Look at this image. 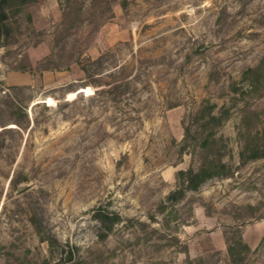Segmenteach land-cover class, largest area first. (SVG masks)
<instances>
[{
  "label": "rangeland",
  "instance_id": "374dc122",
  "mask_svg": "<svg viewBox=\"0 0 264 264\" xmlns=\"http://www.w3.org/2000/svg\"><path fill=\"white\" fill-rule=\"evenodd\" d=\"M1 14L0 264H231L237 236L264 264V0ZM210 162L222 176L166 201Z\"/></svg>",
  "mask_w": 264,
  "mask_h": 264
},
{
  "label": "trees",
  "instance_id": "16d2710c",
  "mask_svg": "<svg viewBox=\"0 0 264 264\" xmlns=\"http://www.w3.org/2000/svg\"><path fill=\"white\" fill-rule=\"evenodd\" d=\"M10 0H0V39L3 34L4 30V23H3V16L1 14L2 10L9 4ZM23 2L26 0H22ZM35 0H29V2H33ZM81 70L83 72L86 71V68L84 65H81ZM253 71L246 72L245 76H248L252 74ZM258 73V72H257ZM254 75V74H253ZM257 76V74H255ZM211 121H217L218 123L221 122L219 118H216L215 116H210ZM213 136V133L207 134V136L204 138V140L201 142V147L203 149H207V147L211 143V138ZM264 155V154H263ZM259 156V157H263ZM224 165L220 164V162L216 165H214L212 162L201 166L198 170L194 171L192 169H189L187 171H179L178 172V178L180 179L179 187L171 192L167 198L166 201L169 202H177L180 200L184 193L187 191H197L199 187L205 183L207 179L210 177L217 175L222 176L223 172L220 173V171H223ZM217 169H220L217 171ZM216 171V172H214ZM93 217L102 225V227L106 230V233L112 230V227L115 223H118L120 218L115 214H109L108 212H105L103 210L97 209L93 215ZM52 243H54L52 240H48V244L51 246ZM227 252L230 259L231 264H239L242 262L245 258V255L250 252V248L243 243L241 237L237 236V238L228 244L227 246ZM71 257V253L69 252V257ZM60 264V263H56Z\"/></svg>",
  "mask_w": 264,
  "mask_h": 264
},
{
  "label": "water",
  "instance_id": "95a60500",
  "mask_svg": "<svg viewBox=\"0 0 264 264\" xmlns=\"http://www.w3.org/2000/svg\"><path fill=\"white\" fill-rule=\"evenodd\" d=\"M22 188H24V186H22L21 188H19V189H22Z\"/></svg>",
  "mask_w": 264,
  "mask_h": 264
}]
</instances>
